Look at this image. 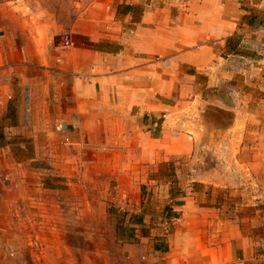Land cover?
<instances>
[{
	"label": "rangeland",
	"instance_id": "374dc122",
	"mask_svg": "<svg viewBox=\"0 0 264 264\" xmlns=\"http://www.w3.org/2000/svg\"><path fill=\"white\" fill-rule=\"evenodd\" d=\"M92 2L0 0V61L22 49L43 58L42 46L63 45ZM156 2L173 20L196 9L216 29L220 19L253 10V35L264 37V0H211L205 9L201 0ZM249 47L243 54L261 68L244 88L254 113L237 121L230 110L205 109L193 151L157 164H137L139 153L115 141L81 144L57 129L40 110L37 71L32 132L0 136V264H204L187 233L200 214L180 210L188 198L264 257V44ZM232 250L234 260L242 257L236 241Z\"/></svg>",
	"mask_w": 264,
	"mask_h": 264
},
{
	"label": "crops",
	"instance_id": "0c3cea01",
	"mask_svg": "<svg viewBox=\"0 0 264 264\" xmlns=\"http://www.w3.org/2000/svg\"><path fill=\"white\" fill-rule=\"evenodd\" d=\"M201 2L205 9L211 0ZM235 14L220 19L216 29L196 9L173 20L156 0H93L75 19L68 46H42L43 58L23 49L11 61L1 56L0 136L32 132L39 71L41 112L78 143L97 136L115 141L139 153L137 164L145 165L190 154L205 126V109L230 110L237 121L254 113L244 88L254 85L260 61L243 50L264 44V37L247 24L253 10ZM194 202L186 199L180 210L200 214L187 231L199 260L264 264L252 239L228 234L222 222L201 213L209 206ZM232 241L242 250L236 260Z\"/></svg>",
	"mask_w": 264,
	"mask_h": 264
},
{
	"label": "built area",
	"instance_id": "2783aa9c",
	"mask_svg": "<svg viewBox=\"0 0 264 264\" xmlns=\"http://www.w3.org/2000/svg\"><path fill=\"white\" fill-rule=\"evenodd\" d=\"M68 39H69L68 36L65 35V36H64V41H63V46H64V47H66V46L69 45V40H68ZM165 63H167V61H166L165 59H163L162 62H161V64H165Z\"/></svg>",
	"mask_w": 264,
	"mask_h": 264
},
{
	"label": "trees",
	"instance_id": "16d2710c",
	"mask_svg": "<svg viewBox=\"0 0 264 264\" xmlns=\"http://www.w3.org/2000/svg\"><path fill=\"white\" fill-rule=\"evenodd\" d=\"M251 19H252L251 17H249V18H247V19H246V21H247V24H252V22H251L252 20H251ZM228 40H230V38H229V39H227V41H228ZM164 248H165V247H164ZM165 250H166V248H165V249H163V251H165Z\"/></svg>",
	"mask_w": 264,
	"mask_h": 264
}]
</instances>
